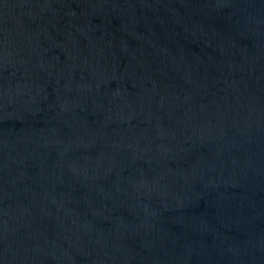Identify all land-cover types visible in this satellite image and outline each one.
<instances>
[{"label":"water","instance_id":"1","mask_svg":"<svg viewBox=\"0 0 264 264\" xmlns=\"http://www.w3.org/2000/svg\"><path fill=\"white\" fill-rule=\"evenodd\" d=\"M0 264H264V0H0Z\"/></svg>","mask_w":264,"mask_h":264}]
</instances>
